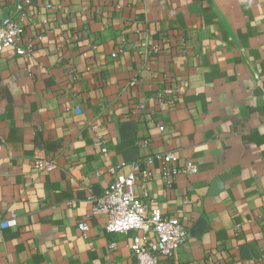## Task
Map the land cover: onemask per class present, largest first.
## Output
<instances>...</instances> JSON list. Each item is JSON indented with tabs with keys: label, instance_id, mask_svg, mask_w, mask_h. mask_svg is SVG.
Returning <instances> with one entry per match:
<instances>
[{
	"label": "crops",
	"instance_id": "crops-1",
	"mask_svg": "<svg viewBox=\"0 0 264 264\" xmlns=\"http://www.w3.org/2000/svg\"><path fill=\"white\" fill-rule=\"evenodd\" d=\"M23 1L0 0V20ZM20 15L41 39L27 58L0 49V264H137L143 233L107 232L93 199L110 168L170 150L198 172L168 187L154 160L134 185L189 233L158 264H264V0H30Z\"/></svg>",
	"mask_w": 264,
	"mask_h": 264
},
{
	"label": "built area",
	"instance_id": "built-area-1",
	"mask_svg": "<svg viewBox=\"0 0 264 264\" xmlns=\"http://www.w3.org/2000/svg\"><path fill=\"white\" fill-rule=\"evenodd\" d=\"M30 0L17 4L15 16H7L0 20V49L12 47L17 55L29 57L41 39V34L30 38L26 31L25 21L20 15ZM160 129L163 126H159ZM102 141V140H101ZM148 141L143 140L142 146ZM101 151H105L103 147ZM159 162V175L166 186H172L179 173L194 175L198 166L191 160L178 164L175 151L145 154L131 163L133 170L128 173H117L116 168H110L111 180L103 192L95 197L92 214H107L104 228L107 232L126 234L129 231L139 230L142 236L134 235L130 241V249L137 259V264H158L160 258L174 259L180 245L188 238L187 228L173 216H163L158 207H151L150 196L144 191L141 196L134 192L137 179L147 180L152 176L149 167H141L142 163ZM51 164L46 163L48 168ZM136 171V172H134ZM150 206V207H149ZM14 223V219L2 220L0 225L6 227ZM78 228L85 234L88 230L86 220L78 223ZM149 234L154 240L149 242Z\"/></svg>",
	"mask_w": 264,
	"mask_h": 264
},
{
	"label": "water",
	"instance_id": "water-1",
	"mask_svg": "<svg viewBox=\"0 0 264 264\" xmlns=\"http://www.w3.org/2000/svg\"><path fill=\"white\" fill-rule=\"evenodd\" d=\"M216 182H218V181L216 180Z\"/></svg>",
	"mask_w": 264,
	"mask_h": 264
}]
</instances>
